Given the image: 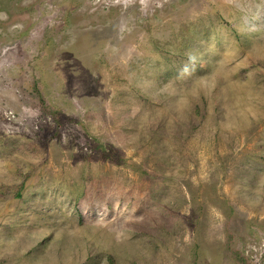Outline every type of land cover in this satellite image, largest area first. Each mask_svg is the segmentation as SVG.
Wrapping results in <instances>:
<instances>
[{
    "label": "rangeland",
    "instance_id": "1",
    "mask_svg": "<svg viewBox=\"0 0 264 264\" xmlns=\"http://www.w3.org/2000/svg\"><path fill=\"white\" fill-rule=\"evenodd\" d=\"M0 264H264V0H0Z\"/></svg>",
    "mask_w": 264,
    "mask_h": 264
}]
</instances>
